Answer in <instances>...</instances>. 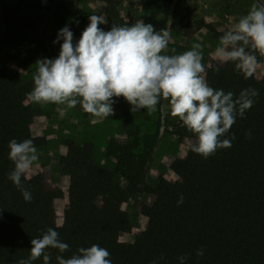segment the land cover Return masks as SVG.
<instances>
[{
  "label": "trees",
  "instance_id": "16d2710c",
  "mask_svg": "<svg viewBox=\"0 0 264 264\" xmlns=\"http://www.w3.org/2000/svg\"><path fill=\"white\" fill-rule=\"evenodd\" d=\"M75 1L103 4L110 28L131 26L121 14V0ZM1 6L5 41L11 44L25 28V22L16 18L23 5L3 1ZM201 28L189 23L185 34L191 38ZM206 28L217 42L226 32L213 25ZM247 50L259 54L250 47ZM205 78L209 86L232 92L234 97L247 88L259 93L244 118L237 116L221 138L230 139L232 146L218 149L206 159L196 153L191 159H179L173 168L177 182L160 176L150 184L149 167L157 140L139 138V128L137 139L119 146L108 168L96 164L91 146L67 138L66 153L56 168L57 179L75 180L79 195L65 211L64 225L58 232L47 225L46 202L61 200L64 193L45 186L40 176L22 177L21 183L32 195L28 202L9 180L14 170L9 159L11 140L31 139L36 149L46 148L47 142L30 130V119L36 112L28 105V93L34 81H25L18 71L0 66V264L28 259L31 239L40 238L49 228L69 246L64 253L48 249L49 264H58V255L70 258L81 247L93 244L109 251L112 264H181V256L187 257L183 264H264V79L259 81L254 75L246 78L231 61L212 65ZM170 134L179 143L196 141V135L181 121ZM144 194L156 199L152 206H141L142 216L155 227L128 257L119 237L131 234L133 225L123 205ZM181 196L183 203L178 204ZM200 249L203 256L197 255ZM32 264H43V257Z\"/></svg>",
  "mask_w": 264,
  "mask_h": 264
},
{
  "label": "clouds",
  "instance_id": "9594fccd",
  "mask_svg": "<svg viewBox=\"0 0 264 264\" xmlns=\"http://www.w3.org/2000/svg\"><path fill=\"white\" fill-rule=\"evenodd\" d=\"M106 23L101 16H89V24L75 43L69 26L59 30L53 41L54 44L63 41L59 55L36 62L29 99L67 108L80 105L94 117H108L113 114V97H123L132 106V112L147 109L149 113L155 112L164 98L170 100L171 115L196 135L192 152L206 159L218 149L232 146L230 139L221 138L230 131L237 116L244 118L246 110L253 106V98L259 94L256 89H244L234 97L232 92L209 86L200 44L182 54H162L170 39L167 30L157 32L153 25L139 20L131 26L113 25L105 31L100 25ZM219 45L214 56L220 62H235L246 78L251 77L257 57L247 49L250 47L264 56V3L253 4L220 37ZM9 149V159L14 163L9 180L22 192L25 201L30 202L31 192L24 188L21 178H27L38 162L37 149L31 139L22 142L13 139ZM182 203L183 196L178 200V204ZM48 249H58L60 253L69 250L52 228L40 238L31 239L29 258L19 260L18 264H32L41 257L43 264H49ZM197 255L203 256V249ZM109 257L106 248L93 244L81 247L70 258L58 255L56 259L58 264H112ZM179 259L183 264L187 257Z\"/></svg>",
  "mask_w": 264,
  "mask_h": 264
},
{
  "label": "rangeland",
  "instance_id": "374dc122",
  "mask_svg": "<svg viewBox=\"0 0 264 264\" xmlns=\"http://www.w3.org/2000/svg\"><path fill=\"white\" fill-rule=\"evenodd\" d=\"M7 1L15 5H23L16 18L25 22V28L11 44L5 41L6 29L2 20L1 3ZM121 14L130 25L142 20L153 25L159 32L167 30L169 43L162 54L178 55L192 50L196 44L201 45L205 73L214 64L225 65L215 56V49L220 46L213 40L207 25H213L218 31L231 30L239 19L245 16L253 4L264 3V0H121ZM105 7L101 3H78L75 0H0V66H7L18 71L25 81H34L38 65L42 59H55L60 52V44H54L59 30L66 25L74 34L77 42L83 30L89 24V16L103 14ZM199 24L202 28L195 31L191 38L186 36L188 24ZM105 31L110 30L109 23L100 25ZM257 57V67L253 73L259 81L264 79V56ZM113 114L108 117H94L86 113L80 105L67 108L65 105L52 103H35L28 105L34 109L36 116L30 119V126L38 138H44L47 146L37 149L40 153L38 167L30 171L27 178L40 176L45 186L59 188L64 193L61 200H47L46 208L49 216L47 225L61 232L67 208L76 200L79 190L75 180H57L56 168L60 156L65 152V140L72 138L83 145L91 146L95 151V161L99 167L108 168L109 161L117 157L119 146L139 138L156 139V147L149 167L148 179L154 184L160 176L169 175L170 165L179 159H191L195 153L191 151L192 141L179 143L170 131L180 121L171 115L170 100L164 98L156 106V111L149 113L147 109L131 111L132 106L123 97H113ZM57 108L61 110L58 111ZM176 141V142H175ZM63 151V152H62ZM138 151V150H137ZM42 154L45 157H42ZM55 155V157H54ZM164 159V161H163ZM166 162V163H164ZM174 168V166H173ZM176 182L173 176H169ZM153 196L142 195L137 201L123 205L128 212L133 231L131 234H120L124 251L131 257L133 247L144 236H149L155 227L141 214V206L153 203Z\"/></svg>",
  "mask_w": 264,
  "mask_h": 264
},
{
  "label": "crops",
  "instance_id": "0c3cea01",
  "mask_svg": "<svg viewBox=\"0 0 264 264\" xmlns=\"http://www.w3.org/2000/svg\"><path fill=\"white\" fill-rule=\"evenodd\" d=\"M30 130H31V133H32V135L34 136V137H36L35 135H34V133H33V129L31 128V126H30ZM38 138V137H37ZM176 142V141H175ZM63 152V151H62ZM37 154H38V157L40 158V153H39V151L37 152ZM63 155H65V152L61 155V156H63ZM60 156V157H61ZM42 157H45V155L44 154H42ZM54 157H55V155H54ZM39 160V159H38ZM163 161H164V159H163ZM164 163H166V162H164ZM173 166H174V163H172L171 165H170V167H171V172H170V174L169 175H166V176H164V175H162V176H164L167 180H169L170 182H173V180L171 179V178H169V176L171 175V176H173V178L174 179H176L177 181H178V179L176 178V176H175V174H174V172H173ZM38 167V162L33 166V168L30 170V171H34V169H36ZM34 176H36V175H34ZM32 178V177H31ZM63 179H66V178H62V179H57L56 180V182L53 184V186L55 187V186H58L59 185V183H60V180H63ZM158 179V178H157ZM157 181V180H156ZM176 181V182H177ZM173 183H175V182H173ZM150 197H152V196H150ZM154 198V197H153ZM156 202V199L154 198V201H153V203H151V204H148L149 206H152L154 203Z\"/></svg>",
  "mask_w": 264,
  "mask_h": 264
}]
</instances>
